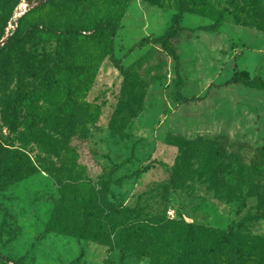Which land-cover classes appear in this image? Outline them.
<instances>
[{"label": "rangeland", "instance_id": "374dc122", "mask_svg": "<svg viewBox=\"0 0 264 264\" xmlns=\"http://www.w3.org/2000/svg\"><path fill=\"white\" fill-rule=\"evenodd\" d=\"M36 1L21 0L8 21H0V41ZM210 1L224 20L210 29L214 19L186 13L184 29L173 39L176 61L159 44L140 45L171 26L175 0H122L114 51L143 84L142 108L116 118L127 95L125 78L106 57L83 98L98 110L96 120L67 136V155H50L36 144L28 148L40 172L0 191V264H151L133 250L123 261L124 238L110 228L89 239L46 233L58 200L76 180L94 188L92 208L99 216L130 206L143 209L132 216L137 222L166 216L264 236V89L227 83L236 73L264 79V0ZM53 45L27 49L43 54ZM25 85L41 88L40 79ZM180 94L198 99L185 101ZM173 139L207 145L189 149ZM216 141L225 150L220 157L207 150ZM12 145L19 146L16 134L3 124L0 110V159ZM64 163L69 171L62 170Z\"/></svg>", "mask_w": 264, "mask_h": 264}, {"label": "trees", "instance_id": "16d2710c", "mask_svg": "<svg viewBox=\"0 0 264 264\" xmlns=\"http://www.w3.org/2000/svg\"><path fill=\"white\" fill-rule=\"evenodd\" d=\"M20 1L0 0V21L7 22ZM175 2L177 12L167 31L141 40L140 45L159 44L178 61L173 39L184 29L185 14L200 13L214 19L208 26L210 29L217 28L225 14L210 0ZM124 8L122 0H47L18 19L17 28L0 48L1 119L16 134L19 143L18 147L12 145L0 159V191L8 189L16 178L40 172L26 152L28 148L36 144L50 155L69 152L67 136L77 126L96 120L98 110L83 98L106 57L125 78L124 94L127 95L120 100L116 118L124 120L127 115L133 117L141 110L143 84L137 72L126 68L114 51V37ZM40 42L54 45L43 54L28 51V44ZM29 79H40V90L27 88L25 84ZM15 81L17 85L12 88ZM227 83L264 89L263 78H250L243 73L234 74ZM180 97L185 101L198 99L183 94ZM122 113L126 115L121 117ZM173 140L189 149L207 145L202 140ZM207 150L219 157L225 152L217 141ZM72 168L76 171L74 166ZM69 169L64 163L62 170ZM93 201L94 188L89 189L88 183L76 180L75 184H68L67 192L58 200L46 226V233L60 232L89 239L110 228L117 239L124 238L125 242L120 245L123 261L128 251L133 250L149 256L151 264H264V236L235 226L224 229L166 216L137 222L132 216L137 212L140 215L143 209L130 206L110 207L99 216L98 210L92 208Z\"/></svg>", "mask_w": 264, "mask_h": 264}, {"label": "water", "instance_id": "95a60500", "mask_svg": "<svg viewBox=\"0 0 264 264\" xmlns=\"http://www.w3.org/2000/svg\"><path fill=\"white\" fill-rule=\"evenodd\" d=\"M47 0H38L36 2H34L33 4H29L27 5V8L24 10L23 14L28 10V9H31L32 7H35V6H38L44 2H46ZM8 37L9 35H7L5 38H3L1 41H0V48L7 42L8 40Z\"/></svg>", "mask_w": 264, "mask_h": 264}]
</instances>
